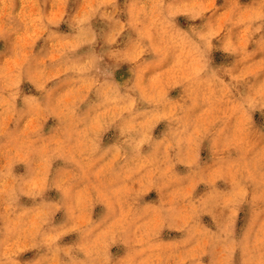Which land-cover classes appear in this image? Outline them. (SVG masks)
Listing matches in <instances>:
<instances>
[{
    "label": "clouds",
    "instance_id": "obj_1",
    "mask_svg": "<svg viewBox=\"0 0 264 264\" xmlns=\"http://www.w3.org/2000/svg\"><path fill=\"white\" fill-rule=\"evenodd\" d=\"M0 264H264V0H0Z\"/></svg>",
    "mask_w": 264,
    "mask_h": 264
}]
</instances>
